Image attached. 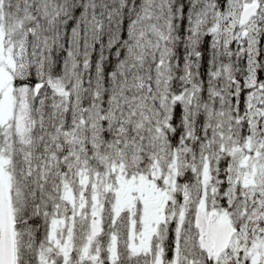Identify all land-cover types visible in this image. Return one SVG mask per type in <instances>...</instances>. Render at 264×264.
<instances>
[{
  "label": "snow or ice",
  "instance_id": "6c2138e0",
  "mask_svg": "<svg viewBox=\"0 0 264 264\" xmlns=\"http://www.w3.org/2000/svg\"><path fill=\"white\" fill-rule=\"evenodd\" d=\"M0 264H264V0H0Z\"/></svg>",
  "mask_w": 264,
  "mask_h": 264
}]
</instances>
